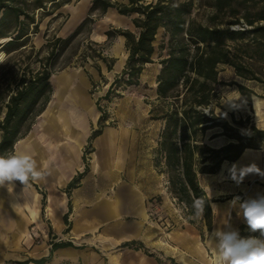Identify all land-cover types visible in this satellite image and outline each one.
Masks as SVG:
<instances>
[{"label": "crops", "instance_id": "1", "mask_svg": "<svg viewBox=\"0 0 264 264\" xmlns=\"http://www.w3.org/2000/svg\"><path fill=\"white\" fill-rule=\"evenodd\" d=\"M90 5L91 0H77L56 36L70 34ZM112 27L136 30L131 16L110 7L94 24L92 38L106 42L105 31ZM158 34H163V28ZM103 54L113 60L111 69L101 62L87 72L66 69L52 73L50 99L30 130L14 143L13 151L30 155L44 178L0 187V264H215L214 246L205 247L201 242L203 230L190 226L171 232L150 217L147 200L155 191L135 180L124 167L122 154L127 142L123 134L104 128L90 139L91 127L97 125L101 114L91 87L93 83L99 87L101 82L104 86L98 95L104 96L107 83L124 68L128 55L124 36L116 35ZM86 146H90L89 163L84 159ZM245 152L247 156L238 166L256 163L264 170L262 142L258 148H246L235 161H224L219 168L228 165L223 175L219 170L201 175L211 176V180L228 178V169ZM80 173L76 186L68 189ZM228 180L224 191L228 199L223 202H217L216 193H208L200 182L213 212L208 236L225 221L236 230L247 225L238 209L229 207L231 196L242 199L264 192L260 175L250 174L240 185Z\"/></svg>", "mask_w": 264, "mask_h": 264}, {"label": "trees", "instance_id": "2", "mask_svg": "<svg viewBox=\"0 0 264 264\" xmlns=\"http://www.w3.org/2000/svg\"><path fill=\"white\" fill-rule=\"evenodd\" d=\"M66 1L0 0V60L3 52L23 47L30 32L37 31V9H45L49 4L53 7L47 13L50 14ZM197 2L209 8L204 22L191 17ZM110 7L131 16L136 31L120 27L105 31L108 43L116 35L124 36L128 55L104 98L108 99L119 87L138 85L144 66L153 62L154 52L165 50L158 61L156 103L149 109L151 118L163 121L152 153L153 166L158 173L165 174L168 192L186 211L190 223L194 222V199L206 201L201 220L209 232L213 212L199 175L216 173L224 161H235L246 148H258L264 142V128L256 126L249 115L238 118L230 115L228 121L213 108L215 86L224 84L219 77L221 66L230 67L235 76L264 89V0H91L86 16L70 34L47 40L48 53L39 68H28L14 89L7 88L9 93L3 101L5 110L0 119V154L13 151L14 143L30 130L45 108L52 93L50 76L55 71L52 65L56 57L84 29L89 33L94 22ZM159 28H163L165 39L156 48L154 41ZM90 50L88 56L106 60L100 50ZM112 62L111 59L107 63L108 69ZM227 84L236 85L251 109L255 91L237 81ZM4 96L1 91L0 99L4 100ZM97 106L101 125L105 115L99 102ZM208 111L212 115L204 114ZM100 132V127L92 130L90 139ZM218 137L224 138V142L212 145L210 142ZM80 177L81 173L74 177L68 189L75 187ZM67 217L65 213L66 223ZM238 231L241 238L260 235L247 225H241Z\"/></svg>", "mask_w": 264, "mask_h": 264}, {"label": "rangeland", "instance_id": "3", "mask_svg": "<svg viewBox=\"0 0 264 264\" xmlns=\"http://www.w3.org/2000/svg\"><path fill=\"white\" fill-rule=\"evenodd\" d=\"M62 2V0H58ZM118 2H127L128 0H116ZM149 1V0H145ZM203 0H201L202 2ZM77 0H68L64 3V6L60 5L59 10H54L49 13L53 7L49 4L45 9H37L35 11V20L39 21L37 31L30 32L28 39L25 41V45L9 53L3 52V57L0 60V92H4V100L0 99V119L4 115V102L7 100V94L10 90L14 89L21 75L27 72V69L36 70L41 64V60L47 55L48 49L45 47L48 39L56 37L58 30L61 28L69 17V11ZM209 11V8L200 6V3H196L191 13V17H195L198 20L204 22L205 15ZM99 19V18H98ZM97 19V20H98ZM73 20H76L73 19ZM96 20V21H97ZM96 21L94 24H96ZM92 25V29L94 28ZM32 27V26H31ZM30 27V31L32 28ZM92 29L88 33L84 29L74 40L70 41L56 57L52 68L54 73H58L66 69H76L80 71H88L93 67L97 68L98 63L110 62V59L105 57V61L101 58H92L87 55L90 53V48H96L100 50L101 55L104 56V49L108 46V40L104 43L96 42L92 37ZM136 31V30H135ZM165 39L163 34H158L155 38L154 45L157 48L158 44ZM112 41V40H111ZM91 42L98 43V45L91 44ZM165 54V50L159 53L158 50L152 55L153 62L144 66L140 77L139 84L136 86H128L118 88V90L110 95L108 99L104 96L98 95L101 82H98L99 87L95 83L92 84L91 93L94 100H98L105 115L102 124L99 122L97 125L91 127V132L94 129L100 127L101 130L109 128V130L123 134L126 138L124 143L127 142V146L124 147L122 154V161L124 167L133 175L135 180L143 183L144 186H148V189H154L155 193L147 200V207L150 217L160 224L165 230L173 232L175 229H186V227H194L197 231L203 230L201 236L202 244L207 247L211 243L209 242L208 232L203 226L201 219H193L194 222L190 223L187 218L186 211L183 207L171 197L167 189L166 176L163 173H158L153 166L152 153L156 146L159 131L162 127L163 121L159 119H153L150 116L149 109L152 104L156 103L155 85H156V71L160 68L158 63L160 56ZM113 64V62H112ZM112 68V66H111ZM120 74V73H119ZM220 79L224 84L215 86V100L213 108L218 115L221 113V117L231 120L230 115L238 117L250 116L251 121L259 128H264V89L259 85L250 81H244L241 78L235 76L233 70L228 66H221ZM103 81V80H102ZM113 81V80H112ZM111 82L107 83L109 87ZM230 81L240 82L250 88H252L256 94L252 96V108L250 109L246 103V100L239 93L236 85H228ZM8 86V87H7ZM233 102L236 107H233ZM226 113V116L223 115ZM154 141V146L152 143ZM224 141V138L219 137L210 143L217 145ZM85 163H89L90 159V146L84 149ZM154 171L153 181L151 175ZM221 176V175H220ZM211 176L201 175L200 182L205 187L206 191L210 194L216 193V201L223 202L228 199V195L224 194L228 185V178H222L221 180H211ZM153 182V183H152ZM88 187V185H86ZM234 196L230 198L233 199ZM193 217V216H192ZM226 224V221H225ZM224 226V225H223ZM171 238L174 237L171 235ZM211 253H208V255Z\"/></svg>", "mask_w": 264, "mask_h": 264}, {"label": "clouds", "instance_id": "4", "mask_svg": "<svg viewBox=\"0 0 264 264\" xmlns=\"http://www.w3.org/2000/svg\"><path fill=\"white\" fill-rule=\"evenodd\" d=\"M227 103L236 107L233 102ZM204 114L212 115L211 111ZM223 115L226 116V113ZM228 172V178L237 185L243 183L245 177L250 174L264 177V170H261L256 163L245 166H238L234 163ZM43 178L44 173L38 170L36 161L30 155L16 151L0 154V187L16 181L26 185L30 180L39 181ZM205 205L206 201L203 198L194 199L193 219L199 220L203 217ZM229 207L238 209V215L243 218L250 231H258L260 237H264V194L243 200L240 196H234L229 201ZM209 242L214 246L215 264H264V239L241 238L239 231L233 229L230 224L214 228L209 233Z\"/></svg>", "mask_w": 264, "mask_h": 264}, {"label": "bare ground", "instance_id": "5", "mask_svg": "<svg viewBox=\"0 0 264 264\" xmlns=\"http://www.w3.org/2000/svg\"><path fill=\"white\" fill-rule=\"evenodd\" d=\"M68 91V90H67ZM247 156V153L245 152L242 157L240 158V160L236 163L237 165H240L241 162L244 161V159L246 158ZM95 159V158H94ZM226 168H228V165L227 164H223V166L221 167V169L218 171L219 175H223V170H225ZM215 259V258H214Z\"/></svg>", "mask_w": 264, "mask_h": 264}, {"label": "built area", "instance_id": "6", "mask_svg": "<svg viewBox=\"0 0 264 264\" xmlns=\"http://www.w3.org/2000/svg\"><path fill=\"white\" fill-rule=\"evenodd\" d=\"M117 90H115V92H116ZM100 107H101V105H100Z\"/></svg>", "mask_w": 264, "mask_h": 264}]
</instances>
